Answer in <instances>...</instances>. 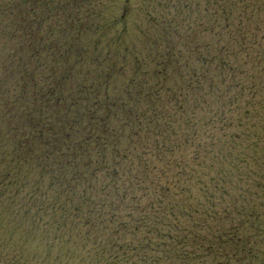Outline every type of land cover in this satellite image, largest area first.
<instances>
[{
  "label": "trees",
  "instance_id": "16d2710c",
  "mask_svg": "<svg viewBox=\"0 0 264 264\" xmlns=\"http://www.w3.org/2000/svg\"><path fill=\"white\" fill-rule=\"evenodd\" d=\"M193 1L0 0V264L254 263L264 1Z\"/></svg>",
  "mask_w": 264,
  "mask_h": 264
},
{
  "label": "rangeland",
  "instance_id": "374dc122",
  "mask_svg": "<svg viewBox=\"0 0 264 264\" xmlns=\"http://www.w3.org/2000/svg\"><path fill=\"white\" fill-rule=\"evenodd\" d=\"M117 1L118 0H115L114 2L115 11L113 12V10L110 8L108 13L112 16H119V14H121L123 10V15H127L126 21L129 29V34L126 38L130 41L129 38L135 39L136 37H138V28L144 20V15L146 12L144 10V7L147 0H126L125 3L124 0H122L120 4H118ZM262 1L264 0H255L254 5L253 0H251V3L253 4V6H257V8L255 9H259L260 7H263L262 5H260ZM202 2V0L193 1L194 4H198L199 9H202ZM109 18L111 17L109 16ZM1 23L2 22L0 21V81H4L7 77L9 78L10 70L14 68L11 65H13L15 60H13L12 62L13 58L11 57V55L14 52V48L16 47H14V45H16L17 40L15 41L14 39H8V34L4 29V24ZM262 136L264 138V134ZM260 157H264V151L256 155V158L258 160L260 159ZM246 167L250 173L252 172V178L250 179L245 177L244 180L240 182V186L244 191H248V193H250L251 195L245 193L247 201L241 203V205L243 206L241 208L250 209L251 207H254L255 209L253 211L254 215L252 218V222L253 224H257L259 227L255 234L256 238L254 239L257 244L255 247L256 258L254 259L253 264H264V179L261 176L264 175V168H259V166L257 168L252 163L247 165ZM244 221L247 222L246 219ZM215 228L216 226L211 229L214 230ZM17 237V232L13 231L9 226L5 224L1 226L0 240L11 239L13 240V242H16L18 240ZM33 248L34 244H30L28 247L29 250H32Z\"/></svg>",
  "mask_w": 264,
  "mask_h": 264
}]
</instances>
